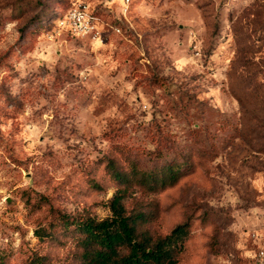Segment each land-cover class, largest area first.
Returning a JSON list of instances; mask_svg holds the SVG:
<instances>
[{"label":"rangeland","instance_id":"obj_1","mask_svg":"<svg viewBox=\"0 0 264 264\" xmlns=\"http://www.w3.org/2000/svg\"><path fill=\"white\" fill-rule=\"evenodd\" d=\"M80 4L100 39L76 31ZM111 159L183 164L175 185L122 199L156 236L187 223L177 264L253 263L264 0H0V264H81L66 220L112 214Z\"/></svg>","mask_w":264,"mask_h":264},{"label":"trees","instance_id":"obj_2","mask_svg":"<svg viewBox=\"0 0 264 264\" xmlns=\"http://www.w3.org/2000/svg\"><path fill=\"white\" fill-rule=\"evenodd\" d=\"M129 170L114 159L107 163L110 176L118 182V193L111 201L112 214L97 219L84 214L66 220L67 228L75 241V257L81 264H177L184 239L188 234L187 223L176 226L165 236H156L145 225L151 222L143 211L128 213L122 199L126 188L132 183L148 190L175 185L184 171L181 163L165 164L161 167L140 168L135 160ZM36 234L43 238V228ZM262 241V239H260ZM46 255L33 257L28 264H49Z\"/></svg>","mask_w":264,"mask_h":264},{"label":"built area","instance_id":"obj_3","mask_svg":"<svg viewBox=\"0 0 264 264\" xmlns=\"http://www.w3.org/2000/svg\"><path fill=\"white\" fill-rule=\"evenodd\" d=\"M125 6L129 5L131 0H124ZM71 20L74 24L76 31L80 34L87 35L94 39L102 37V31L98 26V18L89 10L87 5L80 4L74 7L70 12ZM253 236H256L253 233ZM257 238H259L257 236ZM252 264H264V243L259 245L253 255Z\"/></svg>","mask_w":264,"mask_h":264}]
</instances>
